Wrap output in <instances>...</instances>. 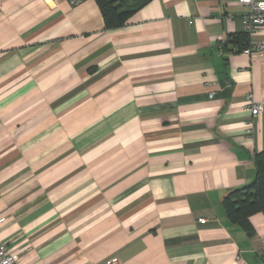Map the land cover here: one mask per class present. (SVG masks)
Instances as JSON below:
<instances>
[{"label":"crops","instance_id":"obj_1","mask_svg":"<svg viewBox=\"0 0 264 264\" xmlns=\"http://www.w3.org/2000/svg\"><path fill=\"white\" fill-rule=\"evenodd\" d=\"M247 11L151 0L104 30L94 0H0V244L17 264H264V214L249 237L222 207L264 150Z\"/></svg>","mask_w":264,"mask_h":264},{"label":"trees","instance_id":"obj_2","mask_svg":"<svg viewBox=\"0 0 264 264\" xmlns=\"http://www.w3.org/2000/svg\"><path fill=\"white\" fill-rule=\"evenodd\" d=\"M150 1L94 0L102 16L104 30H115L123 27L134 13ZM245 40V35H235L232 43L238 44L241 49L242 42H246ZM254 166L255 177L253 181L242 188L229 190L222 200V207L227 220L231 224L239 226L249 237L254 234L249 222L250 216L256 213L264 214V150L255 155Z\"/></svg>","mask_w":264,"mask_h":264},{"label":"built area","instance_id":"obj_3","mask_svg":"<svg viewBox=\"0 0 264 264\" xmlns=\"http://www.w3.org/2000/svg\"><path fill=\"white\" fill-rule=\"evenodd\" d=\"M72 3H76L77 0H71ZM240 4L245 5L248 11L242 16L243 25L245 31L248 33L254 32L257 28L264 25V1L262 0H239ZM264 52V44L256 42L250 47L246 48L243 53L248 55H262ZM212 95L210 94V97ZM245 107L248 109L252 118H260L264 112V102L254 100L252 94L246 96ZM247 133L252 132V124L248 123ZM199 223H205V220L199 219ZM264 247V243L262 244ZM0 264H17L16 258L12 256L6 247L0 244ZM109 264H117L115 260H111Z\"/></svg>","mask_w":264,"mask_h":264}]
</instances>
